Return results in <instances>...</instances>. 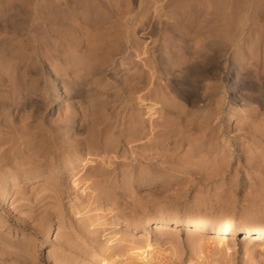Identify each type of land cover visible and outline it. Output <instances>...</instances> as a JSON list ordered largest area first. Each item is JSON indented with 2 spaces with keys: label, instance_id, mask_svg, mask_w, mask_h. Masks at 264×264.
<instances>
[{
  "label": "rangeland",
  "instance_id": "rangeland-1",
  "mask_svg": "<svg viewBox=\"0 0 264 264\" xmlns=\"http://www.w3.org/2000/svg\"><path fill=\"white\" fill-rule=\"evenodd\" d=\"M261 92L264 0H0V264H97L113 222L141 241L127 221L161 214L264 226ZM166 231L165 264H264L241 234L225 253Z\"/></svg>",
  "mask_w": 264,
  "mask_h": 264
},
{
  "label": "bare ground",
  "instance_id": "bare-ground-1",
  "mask_svg": "<svg viewBox=\"0 0 264 264\" xmlns=\"http://www.w3.org/2000/svg\"><path fill=\"white\" fill-rule=\"evenodd\" d=\"M22 23V22H21ZM19 25V23H18ZM23 25V24H22ZM23 28V27H22ZM22 30V29H21ZM18 31V30H17ZM144 34V33H143ZM131 36V35H130ZM151 38V37H150ZM149 38V39H150ZM135 41V40H134ZM148 41V40H147ZM146 41V42H147ZM134 43V42H133ZM132 43V44H133ZM137 43V42H136ZM150 44V42H149ZM152 44V43H151ZM8 45V44H7ZM13 44H11L12 46ZM147 46V45H146ZM147 48V47H146ZM141 49V48H140ZM4 50V49H3ZM6 50V49H5ZM4 50V51H5ZM7 50L8 47H7ZM6 50V51H7ZM18 50V49H17ZM143 51V50H141ZM140 51V52H141ZM146 51V50H144ZM9 53V52H8ZM138 53V52H137ZM145 53V52H144ZM147 55V54H146ZM134 56V55H133ZM138 56V54H137ZM142 56V55H141ZM145 56V54H144ZM139 58V57H138ZM169 60V59H168ZM167 60V61H168ZM125 61V60H124ZM149 62V61H148ZM132 63V62H131ZM152 63V62H151ZM166 63V62H165ZM149 65V64H148ZM151 65V64H150ZM144 67V66H143ZM120 68V67H119ZM148 68V67H147ZM152 68V67H151ZM144 73V72H143ZM148 73V72H147ZM150 75V74H149ZM148 76V74H147ZM151 76V75H150ZM140 77V76H139ZM137 77V78H139ZM152 77V76H151ZM175 77V76H174ZM148 79V78H147ZM149 82V80L147 81ZM147 82H145L144 84H146ZM138 84V83H137ZM140 85V84H139ZM151 85V84H150ZM138 86V85H137ZM144 86V85H143ZM134 87V86H133ZM136 86L134 87L133 90H135ZM139 88V87H138ZM141 88V87H140ZM53 89L55 91V96L53 97V105H56L58 108L62 107L61 104H63V98L61 97V94L58 92L57 90V87H56V84L53 85ZM143 89V88H142ZM155 89V87L153 88ZM74 90V89H73ZM140 90V89H139ZM138 90V91H139ZM148 90V89H146ZM137 91V92H138ZM141 91V90H140ZM257 92V91H256ZM139 93V92H138ZM153 93V92H152ZM161 93V92H160ZM137 94V93H136ZM143 95V94H142ZM141 95V96H142ZM154 95V94H153ZM159 95V94H158ZM257 94H255L256 96ZM139 96V95H138ZM141 96L138 97L137 101L139 100L140 102L139 103H142L141 105L144 106V102L145 101H148L146 98L143 99ZM145 96V94H144ZM148 96V95H147ZM156 96V95H154ZM161 97V96H159ZM253 97V96H252ZM150 98V97H149ZM246 98V97H245ZM151 99V98H150ZM251 99V98H250ZM252 99H255L254 97ZM150 101V100H149ZM249 101V100H248ZM258 103H261V104H264V93L262 94V92L256 97V99L254 100ZM246 102H247V99H246ZM71 104V103H70ZM154 103L148 106H146V115H148V117L151 119H153L152 116L155 115V112H154ZM5 106V105H3ZM7 106V105H6ZM5 106V107H6ZM71 106V107H69ZM67 106V108L69 107L70 109L73 108L74 105H69ZM9 107V106H8ZM56 107V108H57ZM145 107V106H144ZM10 108V107H9ZM68 108V110H69ZM63 109V108H62ZM65 110H67L66 108H64ZM6 110V109H5ZM8 110V108H7ZM61 110V109H60ZM67 110V111H68ZM62 112V111H61ZM61 112H59V115H61V117H63L65 114H60ZM66 112V111H65ZM65 112H62V113H65ZM70 112V111H69ZM4 113V111H3ZM168 113V112H167ZM58 114V113H57ZM170 116V115H168ZM60 117V116H59ZM60 117V118H61ZM76 116H69L68 120H73ZM139 117V116H138ZM167 119V117H165ZM164 119V120H166ZM60 120V119H58ZM139 121V120H138ZM156 121V120H154ZM153 120H151V123H150V131H151V134H153L154 136L158 135L160 137H164L166 138L165 136L169 135L172 131L170 129H168L167 127V122L165 121H161V122H158V123H154ZM167 121V120H166ZM169 121V120H168ZM208 121V120H207ZM62 122V120H61ZM67 122V121H66ZM135 122V121H134ZM141 122V121H140ZM63 123V122H62ZM70 123V122H69ZM142 123V122H141ZM170 123V121H169ZM202 123V122H201ZM205 123V122H204ZM248 123V122H247ZM172 124V123H171ZM212 124V123H211ZM65 125V124H64ZM169 125V124H168ZM209 125V124H208ZM138 126V125H137ZM173 126V125H172ZM246 126V125H245ZM244 126V127H245ZM65 127V126H64ZM139 127H140V124H139ZM143 127V126H142ZM171 127V125H170ZM132 128V127H131ZM137 128V127H136ZM161 128V129H159ZM172 128V127H171ZM175 128V127H174ZM194 128V127H193ZM198 128V127H197ZM142 129V128H140ZM139 129V130H140ZM196 129V128H195ZM201 130V128H199ZM248 129V128H247ZM252 130L253 129H256L254 128H251ZM169 130V131H168ZM194 130V129H193ZM171 131V132H170ZM174 131V130H173ZM197 131V130H196ZM203 131V130H202ZM256 131V130H255ZM139 132V131H138ZM170 132V133H169ZM181 132V131H180ZM218 132V131H217ZM241 132V131H240ZM249 132V131H248ZM253 132V131H251ZM140 133V132H139ZM143 133V131H142ZM169 133V134H168ZM132 134V133H131ZM176 134V133H175ZM212 134V133H211ZM152 135V136H153ZM171 135V134H170ZM169 135V137H170ZM232 135V134H231ZM162 137V138H163ZM159 138V137H158ZM171 138V137H170ZM167 139V138H166ZM188 139V137H187ZM195 140V139H194ZM92 141V140H91ZM102 142V141H101ZM189 142V140H188ZM208 142V141H207ZM92 143V142H91ZM95 143V142H94ZM194 143V142H192ZM87 144V143H86ZM108 144V143H107ZM112 145V144H111ZM207 145V144H205ZM107 146V145H106ZM105 146V147H106ZM101 147V146H100ZM112 147V146H111ZM193 147H196V146H193ZM92 148V147H91ZM90 148V149H91ZM195 149V148H194ZM193 149V150H194ZM198 149V148H196ZM201 149V148H200ZM203 149V148H202ZM103 151V149H102ZM101 151V152H102ZM107 151L106 153H109L111 151L108 150V147H107ZM86 151H84L85 153ZM104 152V151H103ZM102 152V153H103ZM197 152V151H196ZM105 154V153H103ZM89 154L88 152H86V154H82L81 156H77V159H76L74 162L78 161V163H85L84 165H87V162L89 161ZM82 156H85L84 159H82ZM75 157V156H74ZM107 157V156H106ZM104 158V157H103ZM102 158V163L100 162V164L102 166L105 167L106 163L105 160ZM72 159V160H74ZM111 161V160H110ZM74 162H71L70 164L74 163ZM108 164V163H107ZM100 165V168L98 169H95L96 171V174L97 173H103L102 172V168L104 167H101ZM111 165V164H109ZM108 166V165H107ZM103 171H105V168L103 169ZM107 171V170H106ZM92 173V172H91ZM80 174V173H79ZM90 174V173H89ZM105 174V173H104ZM87 176V175H86ZM90 177V176H89ZM88 177V178H89ZM96 177V176H94ZM85 178V177H84ZM84 178L83 179H76L73 184L75 187H77V189H81L82 190V193L85 194L84 197H86V200L85 202H88V205H92L93 202L92 200H94V197H95V194L94 196L93 195H89L91 194L92 191H88L86 192L88 186H85L87 183L89 182H86L85 181V184H84ZM87 178V177H86ZM91 179V178H90ZM83 187H85L83 189ZM87 187V188H86ZM7 192L8 194L13 192L15 190V184H12V185H9L7 186ZM93 194V193H92ZM11 199L8 198V196H5V198H3V200L1 201V207L2 208H6V209H9L10 208V205L12 204V202L10 201ZM95 204V202H94ZM93 204V205H94ZM88 207V206H87ZM90 207V206H89ZM99 209V208H97ZM97 213V211H96ZM88 215V214H87ZM92 215V214H91ZM100 214H97L95 216V218H90L91 220V225H95L96 223H99V224H102V225H107V216H99ZM103 215V214H102ZM107 215V214H106ZM112 215V214H111ZM83 216V215H82ZM86 216V215H85ZM1 217V216H0ZM90 217V216H89ZM89 217L87 216L88 218V221H89ZM92 217V216H91ZM113 217V216H112ZM110 220H112V222L114 221L113 218ZM86 218V219H87ZM93 219V220H92ZM109 222V221H108ZM0 223H6L5 221H3L1 218H0ZM111 224V223H110ZM114 226L113 228V232H112V236L111 238L107 241V244L104 243V245L100 247H97L98 250L96 249V256L98 258H94V262H97V264H165V257L163 252L160 250V243H162V241H166L163 236L165 234V232H167L166 230L168 229V227H177V228H180L181 226H183L188 235L189 236H197V235H205L207 238L206 240H203L201 239L199 243H201L202 241H204L206 244H208L209 246H214L215 248L217 249H221L223 250L225 253L226 252H231L232 248L235 247L236 243H235V238L236 236L239 234H241L244 239H243V242H244V245L245 248L244 250L248 251L249 249L253 248L255 250V248L259 249L261 252H263L264 254V226L261 224V225H257V226H250L246 223H238L236 221H234L232 218H224V219H218V220H210L206 217H201V216H196V217H182L180 215H174V216H168L166 214H161L160 216H150V217H147L145 218L142 222H132L130 220L127 221V227L128 228H131L132 230L135 229V230H139V231H142L144 232V235H143V240L139 241H134V240H130L129 238L130 237H127V235H122L121 231H122V228L126 229V225L125 227H122L121 223H112ZM111 224V225H112ZM6 226H8V224H5ZM98 225V224H97ZM101 225V226H102ZM104 225V227H106ZM90 226V225H89ZM99 226V225H98ZM100 226V227H101ZM124 226V225H123ZM91 227V226H90ZM107 228V227H106ZM151 229H156V235H155V239L153 238L152 239V236H151ZM50 226H48V228L46 229L47 230V235H50ZM105 230V229H104ZM107 230V229H106ZM111 230V229H110ZM123 232V231H122ZM122 235V236H119V235ZM200 239V238H199ZM3 243V242H2ZM12 245V244H11ZM10 245V246H11ZM7 246V245H6ZM5 246V248H6ZM237 246V245H236ZM13 249H15L14 246H12ZM11 247V248H12ZM25 247V246H24ZM117 247V248H115ZM10 249L9 246H7V249ZM22 248V247H21ZM18 249V247H17ZM20 249V248H19ZM27 249V247H26ZM25 248H23L22 250L26 251L29 250L27 249L26 250ZM114 249V250H113ZM251 249V250H253ZM21 251V250H20ZM19 252V251H18ZM250 252V251H249ZM29 253V252H28ZM21 254H23L21 252ZM246 254V253H245ZM262 254V253H261ZM95 255V254H94ZM95 257V256H94ZM93 264V263H92Z\"/></svg>",
  "mask_w": 264,
  "mask_h": 264
}]
</instances>
